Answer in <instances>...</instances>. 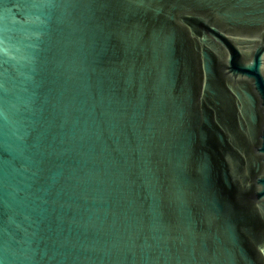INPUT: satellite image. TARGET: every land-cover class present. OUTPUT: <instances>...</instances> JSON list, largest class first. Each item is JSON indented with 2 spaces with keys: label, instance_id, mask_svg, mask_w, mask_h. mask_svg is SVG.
Wrapping results in <instances>:
<instances>
[{
  "label": "water",
  "instance_id": "obj_1",
  "mask_svg": "<svg viewBox=\"0 0 264 264\" xmlns=\"http://www.w3.org/2000/svg\"><path fill=\"white\" fill-rule=\"evenodd\" d=\"M206 30L264 198V0H0V264H256L211 191Z\"/></svg>",
  "mask_w": 264,
  "mask_h": 264
},
{
  "label": "flooded vegetation",
  "instance_id": "obj_2",
  "mask_svg": "<svg viewBox=\"0 0 264 264\" xmlns=\"http://www.w3.org/2000/svg\"><path fill=\"white\" fill-rule=\"evenodd\" d=\"M202 23L207 29L212 28L210 24ZM199 28L203 29L202 26ZM218 29L228 35L243 27L222 22ZM206 31L208 40L202 43L199 38L198 43L201 49L203 45L206 47L209 55L211 89L220 96L214 97L216 103L213 97L210 99L213 106L212 118L224 138L223 143L206 147L214 181L211 191L219 196L227 213L238 220L237 226L242 239L250 249L256 264H264V198L257 193V180L262 174L263 161L256 145L249 148V139L239 121L241 113L225 111V106L229 103L239 110L236 106L238 94H243L244 90L254 92L255 90L250 79L235 78L226 70L223 64L224 57L222 58L216 50V46L222 44L212 38L209 30ZM227 35L224 34L227 40L236 45ZM201 55L199 53L200 61ZM219 61H222L221 66L218 64ZM205 79L206 73L201 65V99L206 91Z\"/></svg>",
  "mask_w": 264,
  "mask_h": 264
}]
</instances>
